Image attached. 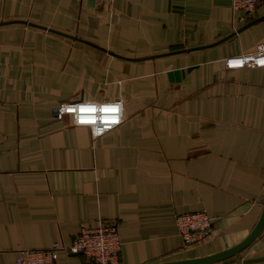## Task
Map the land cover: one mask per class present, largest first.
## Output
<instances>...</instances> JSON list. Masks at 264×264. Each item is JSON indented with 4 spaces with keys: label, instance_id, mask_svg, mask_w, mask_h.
Returning <instances> with one entry per match:
<instances>
[{
    "label": "crops",
    "instance_id": "obj_1",
    "mask_svg": "<svg viewBox=\"0 0 264 264\" xmlns=\"http://www.w3.org/2000/svg\"><path fill=\"white\" fill-rule=\"evenodd\" d=\"M259 44L264 0L249 20L231 0H0V264L97 219L118 227L117 264L243 240L264 204V68L224 59ZM118 99L125 118L103 137L56 113ZM201 209L211 236L186 247L175 219ZM234 262L264 264V231L208 264ZM56 264L88 263L61 250Z\"/></svg>",
    "mask_w": 264,
    "mask_h": 264
},
{
    "label": "built area",
    "instance_id": "obj_2",
    "mask_svg": "<svg viewBox=\"0 0 264 264\" xmlns=\"http://www.w3.org/2000/svg\"><path fill=\"white\" fill-rule=\"evenodd\" d=\"M95 2L111 7L113 0H94ZM261 0H231L233 10H241L245 19H251ZM257 47V46H256ZM253 52L230 56L224 59V66L227 69L226 61L229 59L252 55ZM247 68L248 65H245ZM121 100V99H118ZM87 100L71 101L60 103L56 109L59 114V107L66 103H79ZM117 100H105L98 103H111ZM97 102V101H95ZM68 115V114H67ZM178 235L186 247L205 242L212 233L213 219L205 209L192 213L180 214L175 219ZM264 231V230H263ZM122 249V242L119 237L116 223L97 219L94 224L82 223L78 234L72 242L65 245L54 242L43 249H19L15 256V264H56L58 252L63 250L69 254H79L84 257L88 264H117ZM240 264V262H234Z\"/></svg>",
    "mask_w": 264,
    "mask_h": 264
},
{
    "label": "clouds",
    "instance_id": "obj_3",
    "mask_svg": "<svg viewBox=\"0 0 264 264\" xmlns=\"http://www.w3.org/2000/svg\"><path fill=\"white\" fill-rule=\"evenodd\" d=\"M230 69H242L245 65L264 68V44H259L252 55L241 56L226 61ZM68 114L71 123L77 128L91 130L93 138L103 137L107 132L120 125L125 118L124 101L98 103L87 100L79 103H66L59 107V118Z\"/></svg>",
    "mask_w": 264,
    "mask_h": 264
},
{
    "label": "water",
    "instance_id": "obj_4",
    "mask_svg": "<svg viewBox=\"0 0 264 264\" xmlns=\"http://www.w3.org/2000/svg\"><path fill=\"white\" fill-rule=\"evenodd\" d=\"M261 18L252 20L248 22L244 27H247L256 21H258ZM229 37V36H228ZM226 37V38H228ZM224 38V39H226ZM264 229V204L261 210V213L258 217V220L255 224V226L252 228V230L249 232V234L241 240L236 245L229 247L225 250H222L220 252L204 256V257H197V258H188V259H182V260H173V261H167V262H161L158 264H208L211 262L219 261L222 259H225L227 257H230L232 255H237L242 249L247 247L252 241H254L263 231Z\"/></svg>",
    "mask_w": 264,
    "mask_h": 264
}]
</instances>
